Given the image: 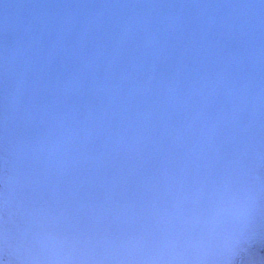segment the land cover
<instances>
[{
    "label": "rangeland",
    "instance_id": "rangeland-1",
    "mask_svg": "<svg viewBox=\"0 0 264 264\" xmlns=\"http://www.w3.org/2000/svg\"><path fill=\"white\" fill-rule=\"evenodd\" d=\"M262 190L264 0H0V256L264 264Z\"/></svg>",
    "mask_w": 264,
    "mask_h": 264
},
{
    "label": "snow or ice",
    "instance_id": "snow-or-ice-1",
    "mask_svg": "<svg viewBox=\"0 0 264 264\" xmlns=\"http://www.w3.org/2000/svg\"><path fill=\"white\" fill-rule=\"evenodd\" d=\"M264 191V190H262ZM6 223V221H5ZM8 235L6 230L2 225H0V252L11 253L12 255H23L24 250L21 248L7 247ZM243 243L248 246H255L257 243H264V236H258L256 233H250L245 238ZM0 264H73V262H57V261H37L29 259H20L18 261H12L0 256ZM78 264H89L87 261L78 262ZM98 264H103V262H98ZM147 264H198L196 261L190 260H166V261H151ZM202 264V262H200ZM224 264H231L230 261H225Z\"/></svg>",
    "mask_w": 264,
    "mask_h": 264
}]
</instances>
